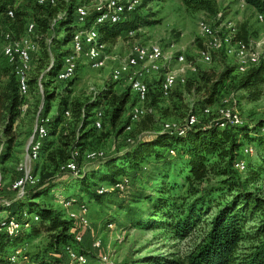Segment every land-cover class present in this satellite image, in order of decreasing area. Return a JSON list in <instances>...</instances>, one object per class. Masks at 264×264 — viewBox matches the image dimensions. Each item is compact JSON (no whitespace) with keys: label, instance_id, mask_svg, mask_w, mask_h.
<instances>
[{"label":"trees","instance_id":"trees-1","mask_svg":"<svg viewBox=\"0 0 264 264\" xmlns=\"http://www.w3.org/2000/svg\"><path fill=\"white\" fill-rule=\"evenodd\" d=\"M182 1L193 12H218L217 4L212 0ZM15 2L16 0H0V14L4 17L8 34L13 40H20L26 35L31 21L35 27L31 38L40 45L41 50L39 72L42 74L45 67H48V71L40 79L33 78V72L31 73L28 82L30 96L31 87L38 82L49 89L56 63L61 62L69 53L68 48L64 51L62 49L70 44L76 32L83 30L75 22V12L84 4H77L78 0H54V5L50 2L40 4L33 0H22L19 5ZM149 2L150 0H142L141 5L126 22L98 24L99 42L113 44L124 31L138 29L146 21L140 11ZM245 2L264 14V0ZM9 12L13 13V18L8 17ZM98 15L96 13L90 16L85 27L96 25ZM236 30L233 43L252 45L254 38L248 24L242 23ZM205 47L201 51L206 53ZM227 50L225 48L218 53L226 55ZM10 66L15 71L7 69V83L0 80V171L6 169L4 167L9 161L15 162L14 153L20 146V136L15 125L22 119L25 108L23 105L28 99V95L23 99L20 94L17 65ZM194 75V80H185L184 87L187 95H203L196 107L191 111V106L185 103L184 92L173 98L175 110L180 113V119H184L183 126L156 130L148 138L139 136L134 140L129 139L125 142L124 151L112 155L104 154L106 157L93 161L100 164L99 174L90 176L81 173L80 176L73 177V181L78 183L76 187L81 196L97 203L104 202V199L112 201L110 198L114 193L99 194L96 190L98 184L114 186L119 177L127 175L130 170L139 172L142 165L154 166V174L148 175V181L153 185L152 188L157 183L158 186L154 188L157 195L152 197L141 190L129 203L134 205L143 199L148 201L150 208L146 212L147 217H132L130 211L133 209H126L118 202V207L127 212V221L120 223L119 228L124 229L130 224L133 228L162 230L173 241L184 242L192 239L194 243L187 256V264H264V193L252 188L264 176V134L259 132H264V123L255 129V138L251 136L254 133L252 128L244 122L222 127L214 115L206 117L208 122L205 125L200 122L193 126L187 124L190 116L198 118V110L204 116V110L213 109L219 100L232 92H243L248 102L258 101L263 96L264 63L245 73H239L235 65L225 66L221 72L198 70ZM115 86L113 81L107 83L101 92L86 101L57 98L53 92L46 93L43 116L47 120L48 135L43 140L40 157H46L54 173H61V168L71 161L74 151L78 150L84 159L85 153L90 152L96 142L107 138L105 132H100L105 128L106 122L116 126L133 109L137 99L130 87V91L119 95ZM148 87L149 100L146 99L145 103L151 100L152 107H156L177 86L167 95L162 91L160 83L156 86L148 84ZM56 101V112L49 119L51 104ZM66 112H70V117H66ZM99 112H102V130H97L94 126ZM131 117L133 119L132 114ZM147 119L150 125L147 126L145 121L144 132L152 130L153 121L150 116ZM248 140L257 143V158L248 162L246 171L241 174L236 169V164L241 161L242 146ZM173 170L178 173V177L183 178L182 183L173 177ZM19 177L20 173L15 180ZM172 178L173 181L170 182ZM52 180H40L24 196L0 203V213L6 215L0 216V264L10 257L11 254L9 257L7 254L9 249L20 248L25 241L23 238L27 235L26 232L37 233L40 229L46 230L51 237L42 259L37 264H49L50 262L44 260L49 253L54 254V264H71L72 260L81 257L85 260L73 264H90L88 252L79 253L73 249L78 241L72 233V221L44 202L54 189L60 187ZM68 185L63 187L69 188ZM24 213L33 217L38 215L39 221L32 222L33 218H24ZM8 217H16L21 226L16 235L9 236L1 229V223ZM68 247L73 248L68 250ZM63 251L68 259L61 262L56 255L61 256ZM97 264L103 263L98 261Z\"/></svg>","mask_w":264,"mask_h":264},{"label":"rangeland","instance_id":"rangeland-1","mask_svg":"<svg viewBox=\"0 0 264 264\" xmlns=\"http://www.w3.org/2000/svg\"><path fill=\"white\" fill-rule=\"evenodd\" d=\"M33 1L39 2L40 0ZM109 1L110 0H78L77 4H84L83 6L87 9L90 17L96 13L100 15L107 7ZM212 1L218 6V12L216 14L193 12L182 0H150L149 4L140 11V14L146 18V21L136 30L124 31L115 43L105 45L107 63L104 68L95 69L88 59L80 57L74 77L69 82H56L55 75L62 66L63 60L56 63L49 89L46 85H42L40 84L41 82H38V84L31 87V95L26 97L28 99L25 98V115L22 114V119L17 121L15 125L16 131L20 136L18 140L20 146L14 153L15 162L9 161L4 167L6 169H1L0 171L2 179V185L0 186V203H5V201L17 197L11 189V184L16 177H18V167L24 164L39 181H49L53 179L52 181H56L57 185L59 184L60 187L54 189L44 202L48 207L58 211L62 216L72 221V223L74 220L76 224L73 223L74 228L72 229V233L75 235V240L77 236H79L82 238V241L76 242L74 248H72L79 253H81V251L88 252L90 264H97L98 261L103 264H187V256L193 248L194 241L192 239L178 242L173 241L162 230L133 228L130 224L124 229L118 227L120 223H125L127 221V212L124 211L125 209L122 210L118 207V202H121L126 209L127 207L133 209L132 212L130 211L132 217H147L146 212L150 208V203L148 201L143 199L134 205H130L129 203L134 199V195H138L141 190H143L146 195L148 194L152 197L157 195L154 189L158 186L157 183L152 188L153 185L151 186V183L148 181L150 177L148 175L154 174L152 171L155 168L154 166L146 167V165H142L139 172L130 170L127 175L119 177L115 185H112L113 187L102 183L98 184L96 190L98 192L102 191L103 193L101 194H105L106 189L109 190V193L114 194L112 198H110L112 201L104 199V202L97 203L90 198L80 195V191L78 187H76L78 183L73 181V177L77 176H72L68 173L64 174L62 172L59 174L54 173L52 167L46 161L45 156L42 159L40 157L41 160L39 159L38 161L31 162H27L26 156L28 144L34 135L36 124L40 118L44 119L43 113L45 110L44 103L46 100V93L53 92L57 98L67 97L71 100L86 101L92 99L103 90L107 83L112 81L115 82L113 75L116 70H128L127 65L119 64V61L123 60L122 57L125 52V54L129 51L131 52L135 46H159L164 54L165 58H162L164 60V67L162 63L159 64L162 66L161 71L159 74H155V79L149 84H156V79H159V77L162 79L166 72L174 73L187 82V79L191 81L194 80V74H196L198 70H215L216 72H221L225 66L235 67V65L238 69L237 60L232 51H225L226 55H224V53L211 52L210 61L205 60L203 51H201L203 46L205 47V39L200 30V23L202 22H205L213 28V30L221 33L224 32L225 34L230 31V28H237V26L242 23L248 24L254 38L251 43L252 47L257 53L264 56V14L247 5L245 1ZM30 23L32 24L31 21H29V25ZM77 26L80 27L78 24ZM7 34L8 30L6 29L4 17L0 14V48L5 45ZM26 35H30L27 33V30ZM200 44L202 48H200ZM70 47L67 46L62 49V51L67 48L70 49ZM38 48V52L33 55L30 75L33 72L32 77L40 79L42 75L46 74L48 67H45L42 74L39 72V59L41 56L40 45H38ZM180 57L183 58L181 63L178 62ZM115 63H118L116 67H114ZM7 69L8 68H4L0 72V80L4 84L8 81V76L6 75ZM122 80L126 81V71H123V77L120 81ZM122 85L125 86V84ZM127 86L130 87L129 85ZM127 86L125 88L123 87V91L117 92V94L120 95L128 91L129 88ZM262 91L263 96L255 102L246 101L243 92H232L231 94H227L217 102L213 109L211 108L210 115H214L216 119V117H220L219 110H221L222 107L230 111L232 110L231 112L236 118L252 128L254 133H252L251 136L255 138V129L259 127L260 124L264 123V85ZM182 92H184L186 96L185 103L191 106V111L199 103V100L203 98L202 94L199 95L197 93L187 95L184 85L181 84L169 95L164 96L165 98L162 99L160 104L156 107H152L151 100L147 104L142 102L139 106L135 103V109H141L144 112L147 111L148 115L146 116V113L141 118H134L133 114L135 109L133 107V109H130L128 113L117 122L116 126H112L110 122L107 121L103 131H100L105 132L107 138L96 142L91 150L101 151L106 155L118 154L120 151H124L126 147L125 142L129 139L134 140L139 136L148 138L151 136V132L164 128L166 124H170L171 128L183 126L185 124L183 122L184 119H180V113L175 110L173 104L175 95ZM145 104L147 108H145ZM57 106V101L51 104L49 119L56 112ZM198 113L200 114V116L199 114L197 115L198 122H200L201 125H205L208 122V118L206 117H210V115L207 116L203 113V116L200 110H198ZM131 114L133 115V119L132 117L130 118ZM148 116H150L153 121L151 124L152 130L144 132L143 128L145 126V121L147 126L150 125L147 121ZM127 120L129 122H127ZM124 126H126L125 129ZM100 130H102V127ZM259 132H261V135L264 134L263 131ZM257 150L258 145L256 142L249 140L244 141L240 160L245 161L246 165L251 160H256ZM79 168L81 173H87L90 176L97 175L101 172L99 163L87 162V160L83 158L79 160ZM240 173L242 174L244 171H240ZM172 175L174 178H178L181 183L183 182V178L178 177V173L175 170L172 171ZM125 178H128L129 183H121V187H117L116 184L123 181ZM262 178V181L258 185L252 187L255 190H259L260 193H264V176ZM171 181H173V178L170 179V182ZM66 184H69V188L63 187ZM71 186H75L76 188H72ZM119 188L120 192L117 193L111 190ZM80 202L85 203L86 206ZM83 208H85L87 212L83 210ZM34 216V221L38 222L39 216ZM249 226H251V224H249ZM20 229L21 226L19 230ZM26 234L27 235L23 238L25 241L21 244L19 249H9L7 253L8 257L10 254L11 255L3 264H37L36 262L42 259L41 256L49 242L51 234L43 229H40L37 233L26 232ZM77 243L79 244L77 245ZM72 248L68 247L67 249L69 250ZM16 252H18L19 255H17ZM53 255L54 254L51 253L47 254L44 259L45 262L54 264L52 260H56ZM56 256L61 259V262L68 259L64 251L61 256ZM72 257L74 258V255H72ZM79 260L83 261L85 258L81 257V259L77 258L72 260L71 264Z\"/></svg>","mask_w":264,"mask_h":264},{"label":"bare ground","instance_id":"bare-ground-1","mask_svg":"<svg viewBox=\"0 0 264 264\" xmlns=\"http://www.w3.org/2000/svg\"><path fill=\"white\" fill-rule=\"evenodd\" d=\"M245 1V0H243ZM22 0H16V5L21 3ZM50 2L51 4H55L54 0H40V4H45ZM140 3V4H139ZM141 5V0H110L107 4V16H114L113 20L109 21H102L104 19V12H102L100 15L97 16V23L96 25L85 27L89 15L87 12V9L84 6H79L76 10V23L83 28V30L76 32L72 40L70 42V50H79V48L84 50V54L87 55V59L91 63L92 67L95 69H102L106 66L107 63V57L105 54V44H102L99 42V30L97 25L99 24H119L126 22L129 20L132 15L135 13L137 8ZM8 17L13 18V13L9 12ZM82 17V18H79ZM35 27L33 24H30L27 26V33L30 35H26L20 40H13L10 34L6 35L5 39V45L0 48V62L2 58L6 55V52L11 50V52L15 53V57L7 59V65H17V79L19 82V90L20 94L24 95V89L27 90L28 95V82L30 79V72L32 68V61H33V55H35L38 52V44H36L32 38L31 34L34 32ZM200 30L203 34V37L205 39V44L207 47V52H203V56H205L206 61H210L211 59V52H220L223 49H228V51H232L236 60L239 73H245L246 71L255 68L257 66H260L262 63H264V56L257 53L255 49L252 47V45L247 46L243 43H233L234 37L237 33L236 28H230V31L228 33H221L216 30H213L209 25H207L205 22L200 23ZM227 32V31H225ZM82 36V39L79 37ZM25 41V42H20ZM27 48V49H26ZM26 50V61H25V71L23 74V62H24V52ZM164 58L163 52L159 46H135L131 50V54L128 57L127 61L124 63V65H127L128 68H135V70H143V75H152V74H159L161 71L160 61ZM80 57H70V54H67L62 61V66L58 70V72L55 75V81L56 82H67L69 80V71H62L67 64L69 66H74L77 71V66L79 62ZM183 58L180 57L178 59V62H182ZM123 65V66H124ZM157 69V70H155ZM122 69H118L114 72L113 79L115 82L120 81L123 77V71ZM74 71V75L76 73ZM23 75V76H22ZM142 75V76H143ZM142 76L133 77V81H131L130 89L134 97L140 101L145 102L148 96L149 87L148 83L144 81ZM73 77H70V80ZM178 84H185V79H182L178 77V75L166 72L161 81V89L164 92V94H168L170 91H172ZM26 95V96H27ZM219 109V108H218ZM220 111V117H217V119L220 122V125L222 127L227 126V123L231 124H240L241 121L234 116V114L226 108H223ZM218 111V112H219ZM146 111L144 112L141 109H135L134 111V118L142 117ZM205 115L209 116L211 114V108H207L203 112ZM66 116H70V113L67 112ZM217 116V115H216ZM96 121L94 123V126L97 129L100 130L102 127V112H99L97 114ZM47 123V120H39L36 124L35 131L37 130H45V125ZM198 123V118L193 116L188 119L187 124L188 125H195ZM165 129H173L171 128L170 124H166L164 126ZM176 128V126H175ZM48 130L45 131L44 137H42L41 146L43 143V140L47 137ZM41 146H35V152L34 156L32 157V161H38L40 159V151ZM104 153L100 151H90L85 153L83 156L87 162H93L98 159H102L104 157ZM81 158L80 152L74 151L72 153V159L67 164H65L61 168V172L64 171H71L72 165L75 163V168H79V163L77 159ZM82 159V158H81ZM22 165L18 168V171L20 173ZM247 168L246 162L241 160L236 164V169L245 172ZM81 173H79L76 176H80ZM32 178H36L34 174H32ZM128 178L123 179V181L118 182L116 184L117 187H121V183L128 184L129 181L126 182ZM19 181V178L15 180L14 183H12V186H17V182ZM37 182H30V188L35 186ZM2 185V179L0 176V186ZM99 193H103L102 191H99ZM87 212L85 208H83ZM84 211V212H85ZM85 212V213H86ZM24 218H33V216H28L27 213H24ZM35 217V216H34ZM20 225L17 222L16 217H8L6 220H4L1 223V229L6 232L9 236L16 235L19 232ZM18 255V252H16ZM14 259V258H13Z\"/></svg>","mask_w":264,"mask_h":264},{"label":"built area","instance_id":"built-area-1","mask_svg":"<svg viewBox=\"0 0 264 264\" xmlns=\"http://www.w3.org/2000/svg\"><path fill=\"white\" fill-rule=\"evenodd\" d=\"M241 1H243V0H241ZM103 12H104V19L102 21H109V20L114 19V16H107V7L103 10ZM7 15H8V13H7ZM79 18H82V17H79ZM79 38L82 39V36H80ZM20 42H25V41H20ZM68 54H70V57H81V58L87 59V55L84 54V50L81 48H79V50H70L69 49ZM13 57H15V53L11 52V50L6 52V55L4 56V58H2V60L0 62V72L4 68L13 69V71H14L13 67L7 66V59L13 58ZM26 60L27 59H26V50H25L24 62H23V74L25 71V61ZM155 70H157V69H155ZM62 71H69V80H67V82H69L70 77H74V71H76V68L74 66H69L67 64V66H65V68L62 69ZM121 71H126V81H123V82L126 83L127 85L131 84V81H133V77L142 76L144 73L143 70H135V68H128V70H121ZM26 95H27V90L24 89L23 99H25ZM147 100H149V92H148ZM135 103L137 104V106H139V104H141L142 102L135 101ZM23 106H25V103ZM22 113H23V111H22ZM40 120H45V119L40 118ZM230 125H232V124L227 123V126H230ZM96 127H97V125H96ZM180 130L181 129H175V131H180ZM45 131H47L46 125H45V130L34 131V135L31 138V140L28 144V148H27V156H26L27 162L32 161V157L34 156V152H35V146H41L42 137H44ZM77 160H79V159H77ZM63 173L64 174L68 173V174H71L72 176H76L81 172H80V169L75 168V163H74V165H72L71 171H64ZM127 181L128 180H126V182ZM30 182H37V184H38L39 180L37 178H32V173L23 164L21 167V170H20V177H19V181L17 182V186H11V189L16 193L18 198L22 197L26 194L27 190L30 189ZM111 190H112V192H114V191L120 192V188L119 189H111ZM106 193H109L108 189H106ZM32 222H35V221L32 220ZM73 223H75L74 220H73ZM76 240L78 242H81L82 238L77 236Z\"/></svg>","mask_w":264,"mask_h":264},{"label":"crops","instance_id":"crops-1","mask_svg":"<svg viewBox=\"0 0 264 264\" xmlns=\"http://www.w3.org/2000/svg\"><path fill=\"white\" fill-rule=\"evenodd\" d=\"M69 47H70V44L68 45ZM69 49V48H68ZM124 52H125V50H124ZM126 53V52H125ZM124 53V56L122 57L123 58V60L122 61H119V64H124L126 61H127V59H128V57L130 56V54H131V52L129 51L127 54H125ZM130 53V54H129ZM129 55V56H128ZM164 55V54H163ZM165 58V57H164ZM160 63H164V60H161L160 61ZM117 64L118 63H115V65H114V67H116L117 66ZM114 67H113V69H114ZM163 67H164V64H163ZM113 72V71H112ZM162 75V74H161ZM154 76H156L155 74H152V75H143L142 76V78L144 79V81L145 82H147L148 84L149 83H151V81L153 80V79H155V77ZM146 77V78H145ZM154 77V78H153ZM161 78L159 77V79H156V84L157 83H160L161 84ZM123 81H125V80H122V81H120V82H122V83H120V82H118V83H116V82H114V83H116V86H115V90L117 91V92H121V91H123V89L127 86V84L126 83H124ZM122 84H125V86H123ZM156 84L154 83V84H149V86L151 85V86H156ZM122 85V86H121ZM124 87V88H123ZM128 87V86H127ZM134 96V95H133ZM2 215H5L4 213H0V216H2ZM6 216V215H5Z\"/></svg>","mask_w":264,"mask_h":264}]
</instances>
